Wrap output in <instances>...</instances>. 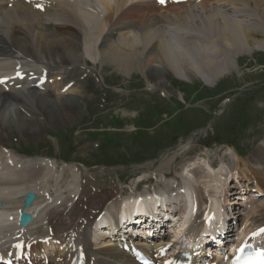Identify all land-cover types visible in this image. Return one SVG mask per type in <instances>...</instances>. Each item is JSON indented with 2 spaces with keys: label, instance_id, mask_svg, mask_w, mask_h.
<instances>
[{
  "label": "bare ground",
  "instance_id": "1",
  "mask_svg": "<svg viewBox=\"0 0 264 264\" xmlns=\"http://www.w3.org/2000/svg\"><path fill=\"white\" fill-rule=\"evenodd\" d=\"M257 50L264 51V0H165L164 5L155 0H0V259L16 256L15 246L22 243V251L36 264L46 259L53 260L49 264H138L134 249L127 254L124 247L106 248L110 233L94 226L106 207L109 216L103 224L112 227L122 203L126 216L148 203L166 207L168 202H188L191 212L180 216L189 219L195 210L193 232L214 226L229 213L228 181H238L239 174L217 171L208 156L178 174L184 191L172 185L170 197L146 190L137 201L133 195L122 199L119 187L88 194L80 169L24 157L5 144L13 138L36 140L45 127L72 121L84 86L78 76L90 73L87 61L102 68L110 64L125 76L140 72L149 89L170 93L172 77L200 79L214 87L220 77L238 70L241 57ZM252 161L264 165L263 146L248 159ZM172 162L157 170L165 180ZM33 164L37 166H29ZM250 175L256 192L264 196V175L254 169ZM27 193L37 196L26 210L35 222L22 229L18 218ZM245 207L246 221L236 231L239 245L264 227V203L249 200ZM210 208L214 213L208 223ZM181 221L173 240L185 239L186 221ZM158 237L165 240L166 235ZM141 246L148 253L150 246ZM157 254L150 257L152 263L164 264Z\"/></svg>",
  "mask_w": 264,
  "mask_h": 264
},
{
  "label": "rangeland",
  "instance_id": "2",
  "mask_svg": "<svg viewBox=\"0 0 264 264\" xmlns=\"http://www.w3.org/2000/svg\"><path fill=\"white\" fill-rule=\"evenodd\" d=\"M87 63L90 74L79 75L84 86L72 121L62 127H45L36 140H8L9 149L80 169L88 194L119 187L121 197L124 191L130 196L142 179L151 182L138 190L163 187L157 170L167 160L173 161L167 174L178 179L179 185L182 169L208 156L217 171L240 174V185L231 184L232 196L245 188L251 200L264 203L254 192L256 181L247 182L252 169L261 178L264 175V165L248 162L255 150L264 147V51L241 57L238 70L220 77L214 87L200 79L172 77L170 93L164 88L149 89L140 72L125 76L110 64L102 68ZM222 160L225 164H220ZM237 162H241L239 167ZM242 209L236 206L244 219Z\"/></svg>",
  "mask_w": 264,
  "mask_h": 264
},
{
  "label": "water",
  "instance_id": "3",
  "mask_svg": "<svg viewBox=\"0 0 264 264\" xmlns=\"http://www.w3.org/2000/svg\"><path fill=\"white\" fill-rule=\"evenodd\" d=\"M35 199V195L33 193H29L26 196L25 200V209L29 208L32 202ZM33 221V217L27 212L22 211L20 214V224L22 227H27L30 222Z\"/></svg>",
  "mask_w": 264,
  "mask_h": 264
},
{
  "label": "snow or ice",
  "instance_id": "4",
  "mask_svg": "<svg viewBox=\"0 0 264 264\" xmlns=\"http://www.w3.org/2000/svg\"><path fill=\"white\" fill-rule=\"evenodd\" d=\"M159 2L163 4V3H165V0H159Z\"/></svg>",
  "mask_w": 264,
  "mask_h": 264
}]
</instances>
